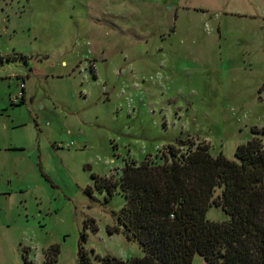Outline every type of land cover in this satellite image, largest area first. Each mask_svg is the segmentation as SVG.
I'll list each match as a JSON object with an SVG mask.
<instances>
[{
	"label": "rangeland",
	"instance_id": "rangeland-1",
	"mask_svg": "<svg viewBox=\"0 0 264 264\" xmlns=\"http://www.w3.org/2000/svg\"><path fill=\"white\" fill-rule=\"evenodd\" d=\"M0 52V264L143 256L92 174L182 137L233 160L264 127V0H0Z\"/></svg>",
	"mask_w": 264,
	"mask_h": 264
},
{
	"label": "trees",
	"instance_id": "trees-1",
	"mask_svg": "<svg viewBox=\"0 0 264 264\" xmlns=\"http://www.w3.org/2000/svg\"><path fill=\"white\" fill-rule=\"evenodd\" d=\"M252 132L233 160L211 153L209 142L182 137L154 159L126 160L119 177L93 173L89 195L111 197L120 188L126 197L118 213L124 229L109 234L124 233L144 252L128 259L105 254L99 264H193L197 254L207 264H264V127ZM213 205L228 219H209ZM78 264H95L83 246Z\"/></svg>",
	"mask_w": 264,
	"mask_h": 264
},
{
	"label": "built area",
	"instance_id": "built-area-1",
	"mask_svg": "<svg viewBox=\"0 0 264 264\" xmlns=\"http://www.w3.org/2000/svg\"><path fill=\"white\" fill-rule=\"evenodd\" d=\"M25 88H26V83L23 80L22 83L20 84L19 93L12 98L13 104H19L24 99V97H26Z\"/></svg>",
	"mask_w": 264,
	"mask_h": 264
},
{
	"label": "crops",
	"instance_id": "crops-1",
	"mask_svg": "<svg viewBox=\"0 0 264 264\" xmlns=\"http://www.w3.org/2000/svg\"><path fill=\"white\" fill-rule=\"evenodd\" d=\"M0 63H1V65H3V60H0ZM1 65H0V87H1V84H2V81H1L2 80V76H4V73H5V71H4L5 68L2 67ZM12 105H15V104L12 103ZM15 106H19V105H15ZM10 110H12V108H9V107H7L5 105L2 106V108L0 109V111H3V112H9ZM13 110H15V108H13ZM13 123L16 124V122H14V121H13Z\"/></svg>",
	"mask_w": 264,
	"mask_h": 264
}]
</instances>
